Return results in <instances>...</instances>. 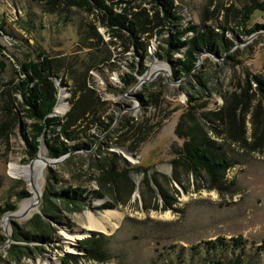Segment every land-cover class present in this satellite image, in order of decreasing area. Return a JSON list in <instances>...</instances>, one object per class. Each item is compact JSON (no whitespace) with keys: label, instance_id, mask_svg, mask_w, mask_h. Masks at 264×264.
<instances>
[{"label":"rangeland","instance_id":"obj_1","mask_svg":"<svg viewBox=\"0 0 264 264\" xmlns=\"http://www.w3.org/2000/svg\"><path fill=\"white\" fill-rule=\"evenodd\" d=\"M174 2L183 25L212 26L217 33L226 28L234 41L227 55L234 59L205 52L193 74L176 79L167 58L157 56L168 48V35L156 29L142 37L144 56L112 38L94 14L41 0H0V264H232L231 238L237 236L245 241L239 249L245 263L264 264V11L246 20L242 12L250 0ZM43 53L57 67L59 101L52 115L62 118L74 91L87 85L97 116L68 131L79 135L82 129L98 141L92 153L75 150L73 160L46 163L41 202L34 206L38 194L29 215L20 210L33 195L29 180L11 174L10 166L33 164L41 150L52 157L43 139L37 156H28L22 133L31 121L14 86L23 80L20 63ZM138 62L147 66L143 75L134 70ZM156 63L166 69L150 72ZM129 73L138 81L126 87L121 76ZM142 91L144 100L136 95ZM95 117L110 130L98 131ZM127 120L133 127L123 129ZM192 144L232 165L214 174L196 168L184 157ZM49 167L62 183L90 192L92 205L64 211L48 241L15 257L16 229L39 212ZM92 215L103 228L91 225ZM219 236L227 242L221 250L205 244Z\"/></svg>","mask_w":264,"mask_h":264},{"label":"trees","instance_id":"obj_2","mask_svg":"<svg viewBox=\"0 0 264 264\" xmlns=\"http://www.w3.org/2000/svg\"><path fill=\"white\" fill-rule=\"evenodd\" d=\"M41 1H45L53 7L64 5L67 9L78 8L88 14L98 16L101 25L107 29V33L112 38H120L127 47L129 46L128 48L134 47L138 54L144 51V56H149V54L146 51V45L143 43L142 37L155 29L160 34H167L166 42L168 48L163 49L165 51L157 54V56L160 59L167 58L168 63L171 65L173 76L176 79L193 74L200 55L205 52L218 57L234 59L233 56L227 55L228 50L234 45V41L226 36V28L223 29L222 33H217L212 26L183 25L180 9L174 0ZM143 3L151 5V7H145ZM255 10L264 11V0H250L242 12L243 19H250ZM260 28L261 25H256L254 29L258 30ZM0 29L4 30L1 19ZM252 31L249 30L248 33ZM189 33L192 34L188 35ZM111 43H115V41L111 40ZM181 52L183 54L182 58L174 57L175 54ZM20 65L23 80L16 82L14 87L17 92L22 94L20 110L31 121L28 124V128L22 133L28 148V156L31 159L37 156L41 139L44 140L48 155L52 158H60L75 150L92 153L94 146L97 145L98 136L93 133H83L84 130L82 129H80L79 135L76 132H74L75 134L70 133L68 130L76 126L79 121L87 122L90 115L97 116L92 108L94 106V91L87 88V85H82L79 91H74V96L71 100V110L62 118L53 116L52 113L59 101V90L54 78L57 67L53 59L43 53L39 55V60H29L20 63ZM138 65L134 66V70L138 75H143L147 70V66H143L140 62H138ZM197 77H199V82L202 86L206 87L205 82H203L204 78L202 76ZM121 79L126 87L136 84L138 81V78L132 73L121 76ZM146 88L147 85L144 86V89ZM79 92H82L81 96H79ZM136 95L141 100H144L146 92L142 91ZM109 121L112 123L113 118L110 117ZM92 125H95L100 132H107L111 128L110 123L97 117H95ZM122 126L123 129H126L127 127H133V124L127 120L122 123ZM80 127L81 125H78L73 129L76 131ZM192 129L191 127L190 130ZM62 135H64L65 140L61 139ZM75 156L76 154H70V158L67 157L68 161L73 160ZM184 157L196 168L204 169L210 174H214L220 169L224 171L232 165L226 158L217 159L199 145L186 146ZM59 179L56 170L49 167L39 212L30 218L26 227L16 229L17 236L15 240L20 243L13 244L15 257L16 253L32 254L35 249H38L37 245H35L37 242L44 243L48 241L50 236L57 232L54 222H62L64 211H81L92 205L91 202H88L90 192L86 191L83 186L67 185ZM96 193H98L97 190ZM109 205L111 204H105L103 208ZM231 241L234 247L232 264H246L243 257L244 253L242 251L239 252V249L245 243L244 238L242 236L232 237ZM205 244L220 250L227 246L226 239L220 236L214 240L206 241ZM69 256H72V254H69ZM214 262V264H223L219 259Z\"/></svg>","mask_w":264,"mask_h":264},{"label":"bare ground","instance_id":"obj_3","mask_svg":"<svg viewBox=\"0 0 264 264\" xmlns=\"http://www.w3.org/2000/svg\"><path fill=\"white\" fill-rule=\"evenodd\" d=\"M166 69V67L163 64H159L156 63L152 66L150 72H157L160 70ZM64 95L61 96V101H60V105H62V107H66L67 103L65 102V100L63 99ZM59 105V107L61 108V106ZM49 159L46 156V153L44 150H41L39 152V156L38 158H36L33 162V164H29V165H25V166H21V164H12L10 166L11 169V174H14L15 176H25L26 178H28L29 180V186L31 188V191L33 193V195L29 198H26L22 204H21V212H25L27 211L28 214H32L34 213V208H33V203L36 201L37 199V195L39 194V196L42 193V184H41V180L43 178V173H44V169L46 167V160ZM38 196V198H39ZM38 200V199H37ZM91 215V214H90ZM110 215L113 217H117L119 218L120 214L118 215L116 211H112L110 212ZM90 223L92 226H97L96 224L99 225V227L102 226V224L98 223L97 220H95V218H93V215L90 217ZM113 226H116L112 223ZM103 228V227H101ZM77 233H71L69 236L71 239H75L78 236H76ZM75 237V238H74ZM58 264H60V262L58 261Z\"/></svg>","mask_w":264,"mask_h":264},{"label":"water","instance_id":"obj_4","mask_svg":"<svg viewBox=\"0 0 264 264\" xmlns=\"http://www.w3.org/2000/svg\"><path fill=\"white\" fill-rule=\"evenodd\" d=\"M202 63V55H200V57H199V60H198V63L196 64V66H195V69L194 70H196L197 69V67L199 66V64H201ZM150 77H152V75H150ZM55 80H57V78L55 77ZM141 82V81H140ZM73 152H71L70 154H72ZM70 154H68V155H70ZM68 156L67 155H64V156H62V157H60V158H51V159H47L46 160V163H56V162H59L60 160H63V159H65V158H67ZM35 158V157H34ZM33 158V159H34ZM41 196H42V194L39 196V198H38V200L36 201V203L34 204V206H37V205H39L40 204V202H41Z\"/></svg>","mask_w":264,"mask_h":264}]
</instances>
